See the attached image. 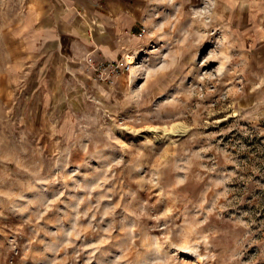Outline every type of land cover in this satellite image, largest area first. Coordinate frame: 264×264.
Here are the masks:
<instances>
[{
  "label": "rangeland",
  "instance_id": "1",
  "mask_svg": "<svg viewBox=\"0 0 264 264\" xmlns=\"http://www.w3.org/2000/svg\"><path fill=\"white\" fill-rule=\"evenodd\" d=\"M0 264H264V0H0Z\"/></svg>",
  "mask_w": 264,
  "mask_h": 264
},
{
  "label": "built area",
  "instance_id": "2",
  "mask_svg": "<svg viewBox=\"0 0 264 264\" xmlns=\"http://www.w3.org/2000/svg\"><path fill=\"white\" fill-rule=\"evenodd\" d=\"M96 65L98 66L97 70L100 72V75H112L113 73L125 72V70L131 68V65L126 60L109 62L100 61Z\"/></svg>",
  "mask_w": 264,
  "mask_h": 264
},
{
  "label": "bare ground",
  "instance_id": "3",
  "mask_svg": "<svg viewBox=\"0 0 264 264\" xmlns=\"http://www.w3.org/2000/svg\"><path fill=\"white\" fill-rule=\"evenodd\" d=\"M127 58H128V63L130 65H134L136 63V57H135V55L127 54Z\"/></svg>",
  "mask_w": 264,
  "mask_h": 264
}]
</instances>
